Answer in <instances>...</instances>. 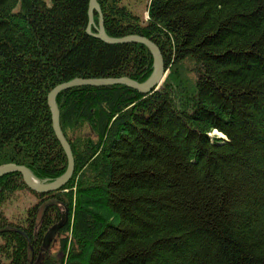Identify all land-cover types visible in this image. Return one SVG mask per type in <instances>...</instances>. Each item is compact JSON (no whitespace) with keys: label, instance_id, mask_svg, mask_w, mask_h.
<instances>
[{"label":"trees","instance_id":"16d2710c","mask_svg":"<svg viewBox=\"0 0 264 264\" xmlns=\"http://www.w3.org/2000/svg\"><path fill=\"white\" fill-rule=\"evenodd\" d=\"M112 38L145 36L167 75L148 93L79 85L56 96L74 170L34 192L0 177V264H264V0H97ZM89 0H0V165L67 169L48 93L74 78L145 81L139 42L86 32ZM92 30L98 26L94 10ZM32 201L8 214L16 194ZM60 256L42 250L48 229Z\"/></svg>","mask_w":264,"mask_h":264},{"label":"water","instance_id":"95a60500","mask_svg":"<svg viewBox=\"0 0 264 264\" xmlns=\"http://www.w3.org/2000/svg\"><path fill=\"white\" fill-rule=\"evenodd\" d=\"M94 10L99 13V22L98 26H96L92 30V26L94 24ZM86 32L89 35L102 39L107 43H128V42H139L146 45L152 52L154 56V69L152 74L143 82H136L130 80L126 77L119 78H74L70 81L62 82L57 84L47 95L48 105L52 115V126L56 138L60 142L65 154L67 156V169L63 175L57 178L54 181L44 182L35 178L32 173L22 165H17L13 163H7L0 165V177L10 171H18L23 177V181L25 185L34 192H47V191H55L61 187H63L66 182L70 179L73 170H74V160L71 148L67 139L65 138L59 121V111L56 105V96L63 90H67L73 86L79 85H108V84H124L131 88L137 89L141 93H148L151 90L158 89L162 82L166 77L167 71L164 70L163 59L160 50L158 47L145 36L139 35H129L121 38H112L105 34L104 26H103V18L100 12L99 5L97 0H89L88 7V23L86 26ZM32 177L37 180L35 182ZM67 222V214L64 213L61 219L53 224L48 231L45 233L43 237L42 250H47L56 240L55 236L57 232L66 224Z\"/></svg>","mask_w":264,"mask_h":264},{"label":"rangeland","instance_id":"374dc122","mask_svg":"<svg viewBox=\"0 0 264 264\" xmlns=\"http://www.w3.org/2000/svg\"><path fill=\"white\" fill-rule=\"evenodd\" d=\"M149 0H122V3L128 6L133 13L137 14L139 17L147 18L146 6ZM167 75V73H166ZM32 198L27 192H22L20 194H16L15 200L11 203V205L7 208L8 214H13L15 212L22 211L27 204H30ZM50 252L57 254L60 256L59 248L57 240L50 247Z\"/></svg>","mask_w":264,"mask_h":264},{"label":"bare ground","instance_id":"6f19581e","mask_svg":"<svg viewBox=\"0 0 264 264\" xmlns=\"http://www.w3.org/2000/svg\"><path fill=\"white\" fill-rule=\"evenodd\" d=\"M32 179L35 181V182H38L37 180H35L33 177H32Z\"/></svg>","mask_w":264,"mask_h":264}]
</instances>
